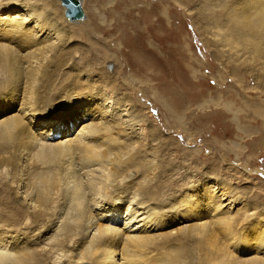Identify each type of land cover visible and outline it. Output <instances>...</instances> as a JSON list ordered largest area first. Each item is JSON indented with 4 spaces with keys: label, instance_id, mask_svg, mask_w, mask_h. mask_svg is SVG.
I'll return each mask as SVG.
<instances>
[{
    "label": "rangeland",
    "instance_id": "1",
    "mask_svg": "<svg viewBox=\"0 0 264 264\" xmlns=\"http://www.w3.org/2000/svg\"><path fill=\"white\" fill-rule=\"evenodd\" d=\"M22 1L53 31L44 52L40 41L27 48L39 69L33 51L28 63L0 71V118L22 119L21 99L44 114L103 107L90 121L121 140L115 193L140 194L157 226L146 231L150 246L110 250H131L134 264H264V0H83L85 18L75 22L55 0ZM86 24L102 27L97 38ZM130 119L126 135L120 122ZM23 121L21 146L52 130L30 114ZM17 145L0 135V264H107L78 238L73 225L88 198L69 189L58 155L43 158L52 173L26 183L19 170L34 162ZM16 189L32 192L30 209Z\"/></svg>",
    "mask_w": 264,
    "mask_h": 264
},
{
    "label": "bare ground",
    "instance_id": "2",
    "mask_svg": "<svg viewBox=\"0 0 264 264\" xmlns=\"http://www.w3.org/2000/svg\"><path fill=\"white\" fill-rule=\"evenodd\" d=\"M82 1L83 0H81V3ZM53 2L61 3L60 0H55ZM82 20H84V18ZM44 22L45 20L40 19V12L31 10L29 6L25 8V4L22 0H0V71L4 70L5 65L11 68H17L24 63H28L29 55L33 51L34 52L30 55V59H34L37 52L31 49L28 51L27 48H29V44L31 48L33 47L32 44H36L40 41L39 43L41 45H39L36 50L42 49L43 52L44 48L49 47V43H44L46 41L44 38L51 35L53 30L46 27L47 22ZM84 27L90 31L89 37L91 38H97L94 33L95 30L102 29L98 24H94L93 31L88 28L87 24L84 25ZM40 37L42 38L39 40ZM17 50L23 51L24 53H20ZM33 63L38 64L35 67L39 69L41 63L38 61ZM92 94L91 92L86 95L82 93L80 98L86 100L87 97H92ZM80 98L76 97L75 100H80ZM63 99L68 100L66 103L69 102L67 96H64ZM80 101H78V106H80ZM110 107L114 106L110 105ZM101 109L103 110V107H101ZM102 110H99L98 105H94L91 110L84 109L86 114L82 112L77 113L73 110L63 111V109L60 111L53 109L51 113L44 114L41 113L29 99H21L20 107L17 111L20 112V117L22 114V119H17V114L14 113L5 118H0V135L10 133L13 134L14 137H17V151L20 152L18 153L19 156L24 159L27 165L29 160L34 162L31 168L27 167L24 168V170L23 168L19 170V174L24 178L26 183H28L27 180L34 175L48 174V172L52 173L55 169L51 166L52 164L48 165L50 163H45L43 158H47L50 154H57V158L61 160L63 175L72 182V187L69 189L73 190V192H77V190L81 189L76 199L82 196H87L88 198L85 207L87 208L85 211L86 214L82 222L79 225H73L76 229L79 228L77 232L78 238H84L88 240V243H95L99 250L96 261L107 262V264H132L136 256L134 260H131V257L134 256L133 252L129 253L131 250L126 249L127 254L125 257L123 252H112L110 250L111 247L118 244L122 246L121 251H123V249L128 248L131 243L142 244L144 247H147V245L150 246L153 243L151 237H154V235H149L146 231L148 229H155L157 226L155 217L150 211L151 206L147 201L141 200L140 194L136 193L131 195V193L126 191L115 193L117 187L114 186V184L118 182V180H114L117 176L113 177L112 167L118 162L119 154H117L116 147L120 145L121 140L119 141L117 137L111 135L112 132L116 131L113 130L111 126L108 131H106L105 128L99 131L94 130L90 118L92 116H98L95 115L96 112L97 114H102ZM111 111L110 108L109 114L112 113ZM29 114L30 116L32 115L35 120H41L40 122L46 120L47 122H51L52 130L43 134L42 137L38 136L34 138V133V137L27 136L24 145L21 146L24 142V140H21L24 124H22L23 127L20 124L22 123L21 121H23V116L26 117ZM109 118L113 120L116 119L117 116L111 115ZM11 119L16 120V125L9 123ZM129 122H131V119L122 120L120 122L125 123L122 124L123 126L121 127L125 128L123 133L126 135L132 133L130 130L132 124ZM57 124L59 126H57ZM72 128L75 130L70 134L69 131ZM28 134H30L29 129ZM128 137L129 136H126V138ZM18 189L15 190V194L22 197L21 202L26 205V209H30L33 205L32 192L27 191V189H25L26 191L19 192ZM216 189L217 188L214 187L213 190ZM114 194L116 196H114ZM210 201L206 202L207 206H213L215 204ZM194 203L197 209L202 207L200 198L196 197ZM91 211L95 212L94 215L91 214ZM62 221L58 219L56 222L60 230L63 227ZM115 255L120 256L119 261H117V259L115 261ZM78 259H80L81 263L88 260L86 257L82 256L78 257ZM76 260H74V262ZM9 264H12V262Z\"/></svg>",
    "mask_w": 264,
    "mask_h": 264
},
{
    "label": "water",
    "instance_id": "3",
    "mask_svg": "<svg viewBox=\"0 0 264 264\" xmlns=\"http://www.w3.org/2000/svg\"><path fill=\"white\" fill-rule=\"evenodd\" d=\"M64 6V16L71 22L82 20L85 14L81 0H60Z\"/></svg>",
    "mask_w": 264,
    "mask_h": 264
}]
</instances>
